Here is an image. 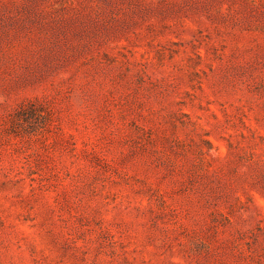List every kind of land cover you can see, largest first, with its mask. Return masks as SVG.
Returning <instances> with one entry per match:
<instances>
[{
    "label": "rangeland",
    "instance_id": "obj_1",
    "mask_svg": "<svg viewBox=\"0 0 264 264\" xmlns=\"http://www.w3.org/2000/svg\"><path fill=\"white\" fill-rule=\"evenodd\" d=\"M0 264H264V0H0Z\"/></svg>",
    "mask_w": 264,
    "mask_h": 264
}]
</instances>
